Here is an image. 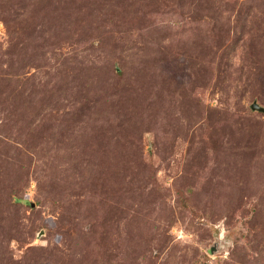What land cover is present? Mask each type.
<instances>
[{
    "label": "rangeland",
    "instance_id": "1",
    "mask_svg": "<svg viewBox=\"0 0 264 264\" xmlns=\"http://www.w3.org/2000/svg\"><path fill=\"white\" fill-rule=\"evenodd\" d=\"M254 102L264 0H0V264H264Z\"/></svg>",
    "mask_w": 264,
    "mask_h": 264
},
{
    "label": "water",
    "instance_id": "2",
    "mask_svg": "<svg viewBox=\"0 0 264 264\" xmlns=\"http://www.w3.org/2000/svg\"><path fill=\"white\" fill-rule=\"evenodd\" d=\"M251 107L255 111L264 112V107L258 104L257 102H254Z\"/></svg>",
    "mask_w": 264,
    "mask_h": 264
},
{
    "label": "trees",
    "instance_id": "3",
    "mask_svg": "<svg viewBox=\"0 0 264 264\" xmlns=\"http://www.w3.org/2000/svg\"><path fill=\"white\" fill-rule=\"evenodd\" d=\"M15 200H16V201H21V200H20V199H18V198H15Z\"/></svg>",
    "mask_w": 264,
    "mask_h": 264
}]
</instances>
